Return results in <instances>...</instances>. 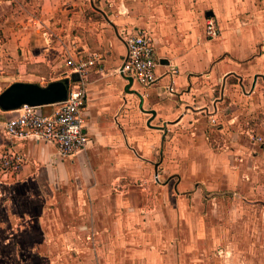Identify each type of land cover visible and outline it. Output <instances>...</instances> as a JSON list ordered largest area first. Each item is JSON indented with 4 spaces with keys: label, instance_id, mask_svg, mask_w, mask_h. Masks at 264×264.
<instances>
[{
    "label": "crops",
    "instance_id": "obj_1",
    "mask_svg": "<svg viewBox=\"0 0 264 264\" xmlns=\"http://www.w3.org/2000/svg\"><path fill=\"white\" fill-rule=\"evenodd\" d=\"M195 1L0 0L1 91L15 82L42 85L71 75L77 77L74 85L79 78L66 59L86 61L92 54L99 59L86 68L82 119L89 140L82 153L64 158L51 144L11 140L0 117V146L19 153L26 164L17 186L43 185L45 194L56 196L73 179L79 218L85 221L86 209L90 221H108L95 235L105 245L88 255L97 264H128L130 258L132 264H175L172 252L148 244L150 237L122 238L119 221H151L146 196L164 191V178L190 176L187 170H196L201 160L210 163L211 169L205 167L210 171L226 165L227 146L264 135L255 130L264 127V53L256 54L249 39L233 37L232 31L198 42L191 22L177 30L152 23L158 17L195 18L190 8ZM149 30L160 62L157 74L177 69L172 94L163 91L168 77L155 88L132 83L127 91L128 81L116 74L125 55L118 33ZM209 141L223 149H209Z\"/></svg>",
    "mask_w": 264,
    "mask_h": 264
},
{
    "label": "rangeland",
    "instance_id": "obj_2",
    "mask_svg": "<svg viewBox=\"0 0 264 264\" xmlns=\"http://www.w3.org/2000/svg\"><path fill=\"white\" fill-rule=\"evenodd\" d=\"M190 8L195 18L158 17L152 23L177 30L191 22L199 42L214 41L206 34L210 20L218 29L215 39L232 31L233 37L249 39L256 54L264 53V0H196ZM208 11L212 18L205 17ZM148 34L155 44L153 33ZM255 130L261 134L264 127ZM243 140L238 147H226L227 172L224 163L210 171L205 169H211L210 163L201 160L196 170H187L190 176L164 178L165 190L146 196L151 221H119L122 238L150 237L148 244L172 252L175 264H264V148ZM206 147L223 149L213 141ZM4 151L0 146V156ZM25 165L24 160L14 173L0 163V264H97L88 255L105 245L95 235L108 221H90L86 209L85 221L79 218L73 179L56 196L45 194L43 185L17 186Z\"/></svg>",
    "mask_w": 264,
    "mask_h": 264
},
{
    "label": "built area",
    "instance_id": "obj_3",
    "mask_svg": "<svg viewBox=\"0 0 264 264\" xmlns=\"http://www.w3.org/2000/svg\"><path fill=\"white\" fill-rule=\"evenodd\" d=\"M206 34L211 39L218 35V29L213 21H207ZM117 39L125 47V55L119 67L116 68L117 75L126 81L128 78L131 79L132 83L144 89L157 87L159 80L165 76L170 79V84L164 85V93H174L172 77L177 73V69L170 67L161 75L157 74L160 62L156 55L154 41L147 32L118 33ZM98 60L96 54L89 55L86 61L74 62L72 58L66 59L65 65L72 74L78 75L79 82L70 85L67 99L57 103L52 113L43 114L42 107L31 106H22L13 112L0 110V117L5 116L3 131L6 137L18 141L34 139L51 144L56 148L58 155L64 158L82 153L89 140L82 119L86 95L85 76L88 72L86 68L94 66ZM209 116L211 124L215 125L213 114ZM251 140L264 146V135H251ZM0 163L4 169L15 173L22 169L24 159L19 153L6 149L0 156Z\"/></svg>",
    "mask_w": 264,
    "mask_h": 264
},
{
    "label": "water",
    "instance_id": "obj_4",
    "mask_svg": "<svg viewBox=\"0 0 264 264\" xmlns=\"http://www.w3.org/2000/svg\"><path fill=\"white\" fill-rule=\"evenodd\" d=\"M213 13L208 11L206 17H212ZM77 81L75 75L52 81L42 86L38 83L15 82L3 89L0 93V110L2 112H13L22 106L43 107L64 102L67 99L69 86ZM126 90L132 84L127 79Z\"/></svg>",
    "mask_w": 264,
    "mask_h": 264
}]
</instances>
